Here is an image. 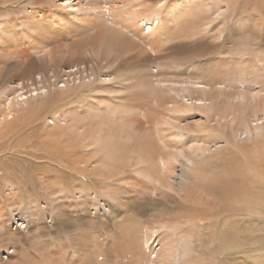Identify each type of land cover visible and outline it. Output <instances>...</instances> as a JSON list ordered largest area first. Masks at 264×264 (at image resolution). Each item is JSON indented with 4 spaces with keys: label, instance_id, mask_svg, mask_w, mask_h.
<instances>
[{
    "label": "bare ground",
    "instance_id": "1",
    "mask_svg": "<svg viewBox=\"0 0 264 264\" xmlns=\"http://www.w3.org/2000/svg\"><path fill=\"white\" fill-rule=\"evenodd\" d=\"M73 1H76L75 4H71V0H62V11H55L57 18L53 17L52 20L47 14L45 18L41 17L44 14L41 11L44 7L38 5L37 9L31 13V18L24 17L21 20V28L5 16V13H3L5 17L0 20V55L14 45L19 46V50L14 49L16 53L21 51L22 54H26L29 44L24 42L25 38L31 41L32 46L29 49L31 51L28 54L34 53V57L50 61L56 52L68 53L72 59L59 66L61 75L66 77V81H61L68 86L70 80L74 77L79 79L78 76H80L78 81L87 85L86 94H95L97 103L87 104L77 120H74V114H77L75 110H72L69 115L70 122H64L65 118L62 117L60 110L50 112V115L44 116L45 119L43 117L45 122L47 121L46 128L54 127V130L46 136L53 139L52 141L60 142V145L57 144V157H60L61 161L68 162L67 158L61 157L64 154L70 155V152L62 150L68 146L77 147L81 150L77 159L75 158L77 165L83 163V166L87 167L92 161L96 164L95 169H102L106 165L105 169L113 171L115 168L122 173L123 167H129L137 177L136 181L151 183L153 186L160 185L171 191L176 186L179 191H187L189 186L194 187L202 184L203 181L206 182L205 179L209 174L207 168H220L218 164L220 162V179L214 184L225 186L227 189L230 184H233L234 189L226 192L220 199L215 196L210 197L209 202L205 203L209 211L219 208L222 202L229 207H234L236 213H239L241 207L250 208L253 217L264 215V55L262 52L254 56L252 55L254 50L245 55L244 53L224 55L225 58H216V63L208 64L204 60V64L199 66L191 65L185 69L183 67L184 71L178 69L179 66L175 68L176 65L159 62L155 56L158 47L164 45L167 47L175 38L190 39L192 35L203 33L205 36L210 34L218 39L225 30V18H227L226 11L222 10V7L230 9L233 3L230 0H169V4L162 7L158 1L154 0ZM261 5L260 7L264 9V0L261 1ZM252 17L258 23L257 26L264 27L262 9H258L257 13L254 12ZM231 21L234 22L232 19ZM242 25L243 22L239 21L236 27L242 28ZM53 44L58 45L57 51L53 52ZM89 51L90 54L101 53V59L98 61L100 65L89 63L90 58L87 59L86 56L72 57L77 53L84 54ZM129 53L136 59L141 56V60L146 61L144 64L146 66L141 68L124 66L122 62ZM29 57L22 58V61H27ZM101 61H104L103 64ZM98 66L108 71L97 76L95 68ZM114 69L115 71L112 72ZM10 83L9 86L6 83H0V95L3 94L5 99L4 109L0 112L1 124L8 121L16 110L19 112L23 108L24 112L30 111V106L27 110L29 102L32 103L31 100L38 95L42 96L41 94L45 91L43 87L35 86L25 92L22 90L25 86L23 87L21 78L12 79ZM16 86L22 91H17ZM37 99L33 103L39 104L41 109L43 104L40 103V98ZM102 102L103 108L99 105ZM33 103L31 106L35 108L36 105L34 106ZM51 115L54 116L50 119ZM68 128H70L69 132ZM50 159L48 158L47 161ZM5 165L8 164L5 163ZM55 175L57 177V174ZM231 176L236 178L233 183L229 182ZM225 178H228L227 183L223 182ZM209 183L206 184L210 185L207 189L211 187ZM181 184H184L187 190L179 186ZM145 187L152 189L149 185ZM195 189L198 191L199 188L197 189L196 186ZM202 189L195 196L203 195L206 199L210 192ZM153 190L157 189L153 188ZM14 191L16 192L17 189ZM162 192L164 191H160L161 195L165 196ZM172 192L175 194V191ZM87 196L89 197L87 203L89 199L92 200L91 207L96 210L95 214H98V209L102 208L100 214L107 220V217L111 216L110 210L113 211V207L108 206L109 202L99 197L94 198L90 194ZM186 198L181 201V204L188 207V203H185ZM192 206L194 209L205 208L198 206L196 201ZM44 210L46 211L44 213H49L48 209ZM19 212L22 213V210L19 209ZM180 216L171 218L174 228L179 229L180 224L184 225L188 222H191L192 229L201 224L194 221L193 217H186L184 221ZM23 217L20 215V218L23 219ZM243 221L244 224L223 233L227 242L233 244L245 242L244 235L248 234L249 230L247 231L244 225H247L249 220ZM168 222H170L169 219ZM27 223L23 225L24 230L28 228ZM5 225L1 224L0 228ZM143 225L146 226L140 232V242L136 250L131 252L132 261L131 263L126 261L124 264H188L191 262L189 254L192 256L191 252L194 248L187 233L189 230L185 228L179 230L177 235L179 241L174 238L177 233L165 230L164 219L155 225L147 226L146 223ZM161 227L164 232L156 235L155 232L160 231ZM119 231L108 233L106 238L102 237L105 247L115 243L114 239L121 233H118ZM3 234L4 231L1 235ZM69 237L68 241L63 238L56 239L58 245L55 251L61 256H66L60 259L63 264H73L68 260L65 250L76 237L75 231L69 234ZM84 243L87 245L86 242ZM45 245L48 246V244ZM77 248L82 251L84 247L77 244ZM45 252L37 251L40 256H44ZM48 253L50 252L47 251ZM151 253L153 255L150 258ZM30 257L32 259V256ZM74 260L76 264H115L111 260L106 262L104 259L102 261L87 259L81 254ZM31 263L35 264L33 261Z\"/></svg>",
    "mask_w": 264,
    "mask_h": 264
},
{
    "label": "rangeland",
    "instance_id": "2",
    "mask_svg": "<svg viewBox=\"0 0 264 264\" xmlns=\"http://www.w3.org/2000/svg\"><path fill=\"white\" fill-rule=\"evenodd\" d=\"M24 1L25 0H2V4H0V20L7 16L17 24L18 28H21V20H23L24 17L31 18L30 15L37 9V5L39 7H44V9L41 10L44 12L41 17L45 18L47 14L50 15V20H52L53 17L57 18L54 14L55 11H62V0H37L39 2L35 0ZM154 1H158V4H161L162 7L168 5L170 2L169 0ZM230 1L233 3L230 6H233L232 8L229 7L230 9H226L225 6L222 7V10L225 9L226 11L227 18H225V30L218 39H215L214 36L210 34H207L211 36V38H208V36H205L203 33L192 35L190 39L178 38V40L175 38L171 43L169 42L170 44L167 45V47H164L166 46L164 45L158 47L160 50L157 48L159 52H154L157 58L156 60L166 64L169 63L168 65H176L175 68L179 66L178 69L184 71L186 67H191V65L199 66L200 64H204V60H206L208 64H213L216 63V58H225V56L235 53H244L245 55L247 53H252L254 50L253 56L261 52L264 55V27L263 25L261 27L257 26L258 23L252 17V14H254V12L257 13L258 9H262L264 15V9L260 7L263 5V3L261 5L262 0ZM75 2L76 1L71 0L70 3L75 4ZM31 3L34 4V7ZM3 9L7 11L5 12ZM3 13H5V16H3ZM228 13L230 14L228 15ZM259 17H261V15ZM231 19L234 22H232ZM261 20H263V18H261ZM239 21H241V23L243 22L242 28L236 27ZM71 38L76 39V37ZM24 42L29 44L26 54H22L21 51L16 53L14 49L16 48L19 50V46L14 45V47L8 48L5 50L6 52L0 55V83H6L7 86H9L11 85L10 81L12 79L21 78L23 81L22 85L23 87L25 86V89L23 88L22 90L25 92L31 90L35 86L43 87L45 91L41 94L42 96L38 95L35 98H38L37 100L40 98L39 101L43 104L41 105V109L39 104L38 108V105H34L33 102L35 99H33L31 102L35 108H32V103L29 102L27 110L31 107L29 109L30 111L26 110L27 112H24L25 110L23 108L21 109L22 111L20 110L19 112L16 110L13 114L14 116L11 115L8 121L5 122L6 124L0 123V213L3 215L0 214V218L4 217L0 219V225H5L6 223L5 226L7 227L2 226L3 230L0 228V231H2L0 232V241H2V243L0 242V264H30L32 261L35 262V264H46L48 259L49 262L47 264L51 262V264H63L60 259L66 256H61L59 252L55 251L58 245L56 239L61 240V238H63L68 241L70 240L69 234L74 231L76 237L70 244L68 242V248L65 250L68 260L73 264H76L74 263V259L80 254L87 259L98 261L104 259L106 262L111 260L115 264H124L126 261L131 263V252L136 250L141 238L140 232L143 227L145 228L146 226L143 225V223H146L147 226L151 224L155 225L161 219H164L166 222L165 230L177 233L174 237L175 240H179L177 235L181 228H185L187 231L189 230L187 233H189V238L192 240L194 248L192 252L194 253L191 252L192 256L189 254L191 259L189 261L192 263L188 262V264H264V215H256L253 217L250 208L243 209L241 207L239 208V213H236L234 207H229L222 202L219 208L209 211L208 206L205 204L209 202L208 199L210 197L215 196L217 199H220L226 192L234 189L233 184L229 185V189L225 186H216V184H214L220 179V162H218L220 168H207L209 174L205 179L207 181L202 182V184L204 183L203 187L202 184L196 185L197 189L199 188L198 191L203 188L202 190H206L208 193L210 192L209 196L205 199L203 195L198 197L195 196L198 192L195 189L196 186H189L187 190L184 184L179 185L185 187L187 191H179L176 186L175 189L178 190L179 195L175 189L172 190L175 191V194H173L171 190H167V188L160 185L153 186L151 183L148 184L140 180L136 181L138 179L129 167H123L122 173L119 169L117 171L115 168L112 169L117 172H113L112 170L109 171L105 169L106 165L102 169H95L96 164L92 161L87 167L83 166V163L81 164L82 166L80 164L77 165L76 157L81 152L77 147L72 148L68 146L62 150L70 152V155L64 154V156L61 157L67 158L68 162L61 161L60 157L56 155L60 142L55 140L52 141L53 139L51 140L49 139L50 137L46 136L54 130V127L46 128L47 126L45 123H47V121L45 122V117L50 115L53 111L60 110L62 112V117L65 118L64 122H70L69 115H71L72 110H75L77 114H74V120H77L81 111L86 109L87 104L97 103L95 94H86L87 85L78 81L81 78L80 76H78L79 79L74 77L73 80H70L67 84L68 86L61 81H66V77L61 75L62 72L59 66H62L67 63L68 60L72 59L68 53L62 52L64 54H60V52H56L53 59L49 61L48 59L38 58L37 56L34 57V53L29 55L28 53L31 51L29 49L32 46L31 41L25 38ZM53 46V52L57 51L56 48H58V45L53 44ZM129 54L122 62L124 66H131L133 68L146 66L144 65L146 61H142L141 56L136 59ZM27 56H30L27 61H22V58ZM82 56H86L87 59L90 58L89 63L92 62L100 65L98 61L101 59V53L94 54L92 52V54H90L89 51L84 54L77 53L72 57L82 58ZM103 62L101 61V64H103ZM95 70L97 71V76L108 71L106 68L101 69V66L96 67ZM114 71L115 69L112 72ZM58 78H60V80ZM24 80H26V83ZM32 83L34 85L31 86ZM16 90L19 91L21 89L16 86ZM99 105L101 108L104 107L103 102ZM4 106L5 99L2 94L0 95V112L4 109ZM45 108L47 109L46 111L44 110ZM38 113L39 115H37ZM52 116L54 115L49 116V118L51 119ZM37 123L38 125L36 126ZM3 124L5 125L3 126ZM7 129H9V131H7ZM46 129H48L49 132ZM69 129L70 128H68V132ZM65 132H67V129H65ZM17 149H22L23 151H18ZM10 151L11 153H9ZM15 151L18 152L15 153ZM42 152H44L45 155ZM45 156H47V158H45ZM48 158L51 159L47 161ZM73 159H75V162H73ZM19 160L22 161L20 162ZM5 163L8 165L6 166ZM53 163H55V165H53ZM92 168H94V170ZM55 174H57V177ZM127 176L131 178L129 177V179ZM35 179L38 180V182ZM39 179L43 180L40 181ZM235 179L236 178L231 176L229 182L233 183ZM227 181L228 178L223 180L224 183H227ZM208 182H210L209 184H211L212 187H208L210 191L207 189V186L210 185H206ZM135 183L136 185H134ZM129 185H131V187ZM146 185L151 186L152 189L145 187ZM108 186H110V188ZM9 187L17 189V193L13 188L11 189ZM153 188L157 190H153ZM160 191H166L165 193L162 192L165 196H162ZM168 191L169 193H167ZM89 194L94 198L99 197V199L109 202L108 206L110 205L113 207V211L110 210L109 212L111 216H108L107 220L100 214L102 208H99L98 214H95L96 210H93L91 207L92 200L89 199L87 203V199L89 198L87 195ZM185 197H187L185 203H188V207L185 204H181V201L184 200ZM191 199L193 202L196 201L198 206H204L205 208L194 209ZM190 203L192 204L190 205ZM184 206H186L185 209ZM43 208L48 209L49 213H44L46 211ZM178 208L179 211H177ZM19 209L22 210V213L19 212ZM168 214L171 216L168 217ZM20 215L24 216L23 219L20 218ZM176 215H181L180 217L183 220L188 217H193L194 221L201 224L192 229L191 222H188L189 224L184 222L186 225H182V223L179 229L174 228L171 223V218H176ZM168 219L170 220V222H168L169 224L167 223ZM242 219L249 220V223L244 225V228L247 231L249 230L248 234L244 235L245 242L242 244L227 242V240L224 239L223 233L229 232L231 228L239 227L244 224L245 222ZM21 222H28V228L26 230H24V223ZM116 230H120L118 233H121L114 239L115 245L112 244L105 247L102 237L106 238L108 233H113ZM161 230H163L162 227L160 231L155 232L156 235H160V233L164 232V230ZM3 231L4 234L1 235ZM4 239L6 241H4ZM84 242H86L87 245ZM45 244H48V246ZM77 244L84 247L82 251L78 250ZM46 247L49 249H45ZM37 251L40 253L42 251L46 252L44 256H40ZM47 251L50 253L47 254ZM24 255L25 257H23ZM29 255L32 256V259ZM152 255L153 253H151L149 257L151 258ZM22 257L25 258V260H23Z\"/></svg>",
    "mask_w": 264,
    "mask_h": 264
}]
</instances>
